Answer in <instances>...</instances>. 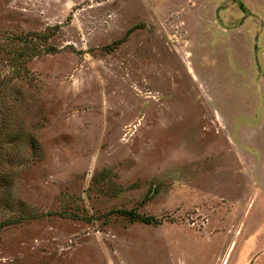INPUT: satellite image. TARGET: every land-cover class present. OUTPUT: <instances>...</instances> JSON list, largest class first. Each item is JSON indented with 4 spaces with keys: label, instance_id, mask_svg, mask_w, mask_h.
<instances>
[{
    "label": "rangeland",
    "instance_id": "374dc122",
    "mask_svg": "<svg viewBox=\"0 0 264 264\" xmlns=\"http://www.w3.org/2000/svg\"><path fill=\"white\" fill-rule=\"evenodd\" d=\"M0 224V264H264V0H0Z\"/></svg>",
    "mask_w": 264,
    "mask_h": 264
},
{
    "label": "trees",
    "instance_id": "16d2710c",
    "mask_svg": "<svg viewBox=\"0 0 264 264\" xmlns=\"http://www.w3.org/2000/svg\"><path fill=\"white\" fill-rule=\"evenodd\" d=\"M49 35H50V32H46V33L43 32V33L37 34V33H32L30 31H25V32L20 31L16 33L14 36L15 39L14 40L11 39L10 43H8L9 48L8 50H6L7 60L11 63L10 67L12 68L14 66H17L18 64L19 68L26 72V66H25L26 61L31 59L32 56L38 53V45H40V42L44 43ZM47 49L48 48H45V50ZM12 114L13 112H10V115ZM13 124L14 122L12 118H9V120L3 126L5 129L10 130ZM30 144L31 146H33L32 142H30ZM117 213L127 218L129 221H139L143 223H154L155 222L152 216L140 214L132 209H128V210L118 209Z\"/></svg>",
    "mask_w": 264,
    "mask_h": 264
}]
</instances>
